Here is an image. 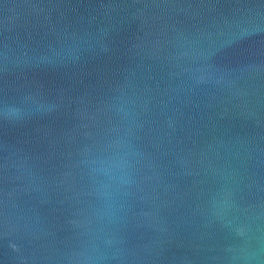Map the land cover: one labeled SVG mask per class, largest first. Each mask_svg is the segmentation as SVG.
<instances>
[{
	"label": "water",
	"instance_id": "95a60500",
	"mask_svg": "<svg viewBox=\"0 0 264 264\" xmlns=\"http://www.w3.org/2000/svg\"><path fill=\"white\" fill-rule=\"evenodd\" d=\"M0 264H264V0H0Z\"/></svg>",
	"mask_w": 264,
	"mask_h": 264
}]
</instances>
